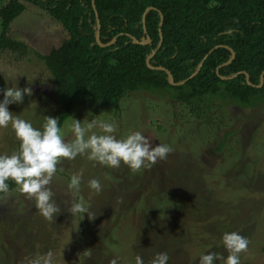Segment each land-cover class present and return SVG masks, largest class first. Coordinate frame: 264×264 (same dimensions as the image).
<instances>
[{
    "label": "rangeland",
    "instance_id": "374dc122",
    "mask_svg": "<svg viewBox=\"0 0 264 264\" xmlns=\"http://www.w3.org/2000/svg\"><path fill=\"white\" fill-rule=\"evenodd\" d=\"M11 35L31 50L24 57L2 54L0 102L6 88L31 87L32 95H25L21 104L8 105V110L43 131L45 116L56 118L58 102L49 72L34 52L48 54L61 37L48 14L32 4H26L25 12L12 23ZM160 96L131 93L120 102L119 111L72 112L61 130L66 143L74 140L72 119L82 126L95 119L97 126L85 139L104 134L99 122L115 123L112 135L118 140L140 132L153 146L166 144L172 152L136 173L122 162L118 168L103 166L89 160L88 153L62 159L47 186L60 208L50 221L40 215L34 199L17 188L7 193L0 198V264H29L49 251L53 264H109L114 258L117 264H136L137 256L150 264L158 253L168 254L167 264H199L200 257L210 252L226 259L222 237L231 232L249 241L240 264H264V191L258 189L264 178L259 185L258 180L245 185L248 173L264 177V104L254 109L229 106L227 114H210L213 119L206 125ZM227 131H234L229 140L234 143L224 159V150L214 149L224 142ZM19 147L11 123L0 128V156H11ZM237 161H242L240 166ZM74 174H82L78 193L68 188ZM92 179L100 181L99 193L89 188ZM81 197L92 220L87 213L69 212Z\"/></svg>",
    "mask_w": 264,
    "mask_h": 264
},
{
    "label": "trees",
    "instance_id": "16d2710c",
    "mask_svg": "<svg viewBox=\"0 0 264 264\" xmlns=\"http://www.w3.org/2000/svg\"><path fill=\"white\" fill-rule=\"evenodd\" d=\"M26 4L46 12L61 37L48 54L34 52L52 79L61 130L76 108L119 111L120 102L137 92L166 96L188 110L191 120L206 121V125L213 119L210 114H227L229 106L254 109L264 104V84L258 87L264 73V0H95L101 43L116 39L105 48L96 42L92 0H4L0 5V59L5 52L20 57L30 54V47L11 35V25L25 12ZM149 8L145 33L143 16ZM161 15L163 44L150 64L165 71L149 69L146 63L161 41ZM147 38L148 45L133 42ZM231 51L234 61L217 72L231 59ZM207 55L196 77L183 86L169 84L167 71L175 83L185 81ZM233 134L227 131L224 142L214 149L217 153L224 150L223 157L230 151ZM237 162L240 166L242 161ZM224 175L227 179L228 173ZM246 175L250 176L247 187L255 180L259 185L264 178ZM6 183L9 192L17 188L11 179ZM258 189L264 191V185ZM5 195L0 193V198Z\"/></svg>",
    "mask_w": 264,
    "mask_h": 264
},
{
    "label": "clouds",
    "instance_id": "9594fccd",
    "mask_svg": "<svg viewBox=\"0 0 264 264\" xmlns=\"http://www.w3.org/2000/svg\"><path fill=\"white\" fill-rule=\"evenodd\" d=\"M3 95L4 99L0 102V128H7L11 123L15 137L20 141V147L19 151L11 156H0V193L9 192L6 181L11 179L20 194L27 199L35 200L36 209L46 220L50 221L54 215L60 213V208L52 199L54 193L47 186L50 185L57 171L56 166L62 159L73 160L77 155L88 153L89 160L103 166L118 168L122 162L132 173H136L142 168L150 169L158 161L165 160L172 152V148L166 144L153 146L151 140L140 132L118 140L112 135L116 132L115 123L99 122L98 126L104 134L93 133L85 139L86 133L97 126L95 119L86 126L72 119L70 128L74 140L66 143L56 118L45 116L43 131H40L18 116L14 117L8 110V105L21 104L25 95L31 96V87L23 89L9 87L4 90ZM81 175L74 174L71 177L69 191L79 192ZM88 186L96 193L101 191V184L97 179L90 180ZM69 212L72 215L87 213L92 220L82 197L79 202L71 205ZM222 243L228 253L226 259L222 255L210 252L200 257L199 264H214L215 260L222 261V264H240V254L248 249L247 238L237 232L225 233ZM168 260L167 253H158L150 264H167ZM29 264H53V253L49 251L30 260ZM109 264H117V259L110 260ZM136 264H143L140 256L136 257Z\"/></svg>",
    "mask_w": 264,
    "mask_h": 264
},
{
    "label": "water",
    "instance_id": "95a60500",
    "mask_svg": "<svg viewBox=\"0 0 264 264\" xmlns=\"http://www.w3.org/2000/svg\"><path fill=\"white\" fill-rule=\"evenodd\" d=\"M92 5H93V9L95 10V15H96V24H97V30H96V34H95V38H96V42L101 46V47H109V46H111V45H113L115 42H116V39H114L112 42H110V43H108V44H102L101 43V40H100V34H101V23H100V19H99V15H98V12H97V10H96V6H95V0H92ZM152 10V8H149V9H147L146 10V12H145V14H144V16H143V24H144V31H145V33H146V25H145V22H146V15H147V13L148 12H150ZM163 16L161 15V22H160V29H159V32H160V37H161V41H160V43H159V45H158V47H157V49L151 54V55H149L148 56V58H147V60H146V63H147V66L149 67V69H153V70H160V71H165V69L164 68H161V67H153L151 64H150V62H151V60L153 59V57L157 54V52L160 50V48H161V46H162V44H163V35H162V33H161V28H162V26H163ZM133 42L135 43V44H137V45H148V44H150V39L149 38H147V40L145 39H143L142 41H137L136 39H133ZM213 51H211L210 52V54L212 53ZM231 53H232V57H231V59L226 63V64H224V65H222L221 67H219L218 69H217V72H219V70H220V68H222V67H225V66H228V65H230L233 61H234V59H235V53L233 52V51H231ZM209 54V55H210ZM209 55H207L206 57H205V59L199 64V66H198V68H197V70H196V72L189 78V79H187V80H185V81H182V82H179V83H175L174 82V78H173V75L170 73V72H168L167 71V74H168V82H169V84L170 85H172V86H183L184 84H186L189 80H191V79H193L194 77H196L198 74H199V72L201 71V69H202V67H203V65H204V61L209 57ZM237 76L235 75L234 77H232V78H236ZM230 78H222V80H229ZM249 79V77L247 76V80ZM264 84V73L262 74V76H261V84H260V86H258V87H262V85Z\"/></svg>",
    "mask_w": 264,
    "mask_h": 264
}]
</instances>
